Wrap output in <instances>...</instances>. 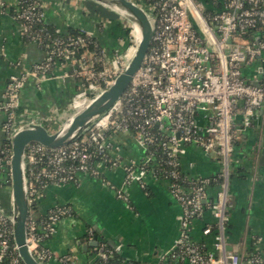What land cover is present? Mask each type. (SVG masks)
I'll return each instance as SVG.
<instances>
[{"label": "built area", "instance_id": "2783aa9c", "mask_svg": "<svg viewBox=\"0 0 264 264\" xmlns=\"http://www.w3.org/2000/svg\"><path fill=\"white\" fill-rule=\"evenodd\" d=\"M131 1L143 2L137 4L150 16L153 36L142 64L119 101L80 138L56 148H47L36 142L27 144L25 148L28 249L40 264H46L51 254L43 242L54 234L56 224L68 213L67 208L54 206L40 217L35 215L37 202L46 188L77 183L83 174L98 176L106 161H114L113 166H116L118 161L109 154L112 145L107 133L114 130L132 132L145 152L151 140L150 129L155 127L165 135V140L160 143L165 157L157 159L145 153V158L139 162L140 171H149L157 178L166 179L172 197L182 209L179 235L166 255L178 248L180 264H240L239 255L226 249L225 245L230 207L228 165L235 140L233 118L238 110V101H242L245 123H249L255 110L264 105V81L254 84L256 80H247L242 73L243 64L264 53V0ZM1 5L3 0H0ZM15 18L22 35L46 48L41 62L20 75L8 77L0 103V112L5 115L2 128L8 139L22 127L16 122L18 100L28 76L38 80L57 77L52 73L55 64L69 65L68 62L75 58L70 65L71 71L79 77L81 86L74 102L88 100V95L94 96L112 84L136 47L130 29L126 51L105 66L103 51L89 48L90 35L84 31L80 30L83 34L78 35L67 34L64 38L45 33L50 43L31 34L32 27L44 21L40 0H17ZM55 31L61 33L58 29ZM62 76H67V73L63 72ZM200 110L210 114L209 123L202 130L196 120V113ZM188 145L212 153L222 163L220 186L214 201L209 202L214 225L202 230L204 235L213 233L215 254L206 251L202 244L191 241L190 237L192 221L208 207L205 203L206 187L211 179L197 177L198 181L188 188L176 182L179 155ZM2 163L9 166V158H0ZM134 165L135 162H130L125 167L127 180L133 179ZM156 165L164 166L160 177L151 169ZM116 195L126 200L122 191L116 190ZM11 238L12 215L0 207V264H23L18 253L13 255L11 252ZM101 249L98 259L102 264H118L108 262L112 250ZM7 257L8 261L4 262ZM249 264H264V253L254 251Z\"/></svg>", "mask_w": 264, "mask_h": 264}, {"label": "crops", "instance_id": "0c3cea01", "mask_svg": "<svg viewBox=\"0 0 264 264\" xmlns=\"http://www.w3.org/2000/svg\"><path fill=\"white\" fill-rule=\"evenodd\" d=\"M40 2L46 24L62 33L75 29L93 37L104 53L105 66L129 46L127 20L95 1ZM16 3L17 0H3L0 6V103L8 77L30 70L45 57L39 44L25 40L21 34L15 18ZM74 59L68 62L69 65L55 64L52 73L57 77L38 80L28 76L25 79L19 92L17 125L42 124L49 132L60 128L71 113L81 86L79 77L71 71ZM260 68L262 72H259ZM63 72L67 76H62ZM242 73L247 80L263 82L264 53L243 64ZM209 116L208 111L196 113L200 130L208 125ZM4 117L0 112V154L6 140L2 128ZM233 128L235 140L228 165L230 207L225 245L226 249L239 255L240 264H249L254 251L264 253V105L255 110L249 123H245L242 101H238ZM107 139L112 145L110 157L118 161L116 166L101 167L98 176L83 174L77 183L50 186L37 202V217L54 206L65 205L71 211L56 224L54 234L43 242L51 254L46 264H95L100 248H109L116 254L108 240L121 249L123 257L116 255L125 264H163L166 253L179 235L181 206L172 197L166 179L157 178L149 171H140L139 162L145 158V152L134 134L114 130L107 133ZM130 162H135L133 179L127 180L125 167ZM179 164L189 177L211 179L206 187L205 203L208 207L192 221L190 237L191 241L202 244L206 251L215 254L213 233L204 235L202 230L214 225L209 202L214 201L219 189L222 163L212 153L188 145L179 155ZM116 190L122 191L126 200L117 197ZM0 207L11 214V181L9 166L5 163L0 164ZM93 236H96L97 246L90 244Z\"/></svg>", "mask_w": 264, "mask_h": 264}, {"label": "water", "instance_id": "95a60500", "mask_svg": "<svg viewBox=\"0 0 264 264\" xmlns=\"http://www.w3.org/2000/svg\"><path fill=\"white\" fill-rule=\"evenodd\" d=\"M116 12L131 23L132 28L140 30V38L136 49L127 65L114 78L106 89L97 92L89 100L88 105L79 113L71 111L68 118L55 132H49L42 124H26L13 134L10 139L9 177L12 198V236L17 253L23 264H40L30 253L26 242V220L29 213L28 194L24 176V152L27 144L39 143L47 148L66 145L84 135L92 124L119 101L128 87L132 76L142 64L153 36V24L150 16L137 3L131 0H92ZM259 72H262L260 68ZM260 81H255L258 84ZM75 114V115H74ZM116 254L123 257L120 248L107 241ZM90 244L97 246L96 236ZM102 249H99V253ZM127 260V258H125Z\"/></svg>", "mask_w": 264, "mask_h": 264}, {"label": "trees", "instance_id": "16d2710c", "mask_svg": "<svg viewBox=\"0 0 264 264\" xmlns=\"http://www.w3.org/2000/svg\"><path fill=\"white\" fill-rule=\"evenodd\" d=\"M138 4H142L143 2H140V1H136ZM113 15V14H112ZM56 28H54L53 26H50L48 24H46L44 21L43 22H39L37 24H35L33 27H32V30H31V34H35L37 35V37H40L42 38V41L44 42H48L50 43V40L47 41L46 39V34L45 33H49L50 35H52L53 37H66L67 34L69 35H78L80 33H82L80 30H75V29H70L69 32L67 33H57L55 31ZM128 35L130 33V28H128ZM83 34V33H82ZM24 39L25 40H29L28 36L27 35H23ZM44 38V40H43ZM89 42H90V45H89V48L90 49H96V50H99V47L98 45H94L96 44L95 43V40L93 37H89ZM42 49H45L46 46H41ZM150 134H151V140L150 142L148 143L146 149H145V153L148 154V155H154L157 159L159 158H163L165 157V150H163L161 148V141L165 140V135L164 133L162 132H159L158 129H156L155 127H151L150 129ZM10 150H11V144H10V139L6 138L5 142H4V146H3V149H2V152L0 154V158H2L3 160L4 159H8L10 157ZM109 158V156L107 157ZM113 163L114 161H106L105 164L101 167H107V168H111L113 167ZM152 170L155 171V175L160 177L162 176V170L164 169V166L160 167V166H152L151 167ZM179 177L178 179L176 180L177 183H179L180 185H182L183 187L185 188H188L190 187L192 184L196 183L198 181V179L196 178H193V177H189L187 176L182 170L181 168H179V173H178ZM221 180V178H220ZM187 191V190H185ZM62 208H67L65 205L62 206ZM71 214V211L70 209H68V213L66 215H70ZM10 242H11V252L13 255H15L17 253V250L14 249V241H13V238L10 239ZM189 242V241H188ZM202 250H204L202 248ZM166 258V257H165ZM8 257L5 258L4 262H7L8 261ZM108 262L111 263V262H115V263H118V264H125L124 260H122L120 257H118L114 252L111 256L108 257ZM97 263L98 264H102V261L100 262V259L97 260ZM163 264H180V260H179V250L178 248H175L173 250V252H171L166 259H164L162 261ZM127 264H140L139 262H129Z\"/></svg>", "mask_w": 264, "mask_h": 264}, {"label": "bare ground", "instance_id": "6f19581e", "mask_svg": "<svg viewBox=\"0 0 264 264\" xmlns=\"http://www.w3.org/2000/svg\"><path fill=\"white\" fill-rule=\"evenodd\" d=\"M132 35H133V38H134L135 43L137 44L138 41H139V38H140V30L137 27H133L132 28ZM135 49H136V47H135ZM135 49L131 51L132 55L134 54ZM88 103H89V100H77V101H75L74 104H73V106L75 107V112L74 113H79L80 109L83 108V107H85L86 105H88ZM71 118H72V116H70L67 119V122L70 121Z\"/></svg>", "mask_w": 264, "mask_h": 264}, {"label": "rangeland", "instance_id": "374dc122", "mask_svg": "<svg viewBox=\"0 0 264 264\" xmlns=\"http://www.w3.org/2000/svg\"><path fill=\"white\" fill-rule=\"evenodd\" d=\"M127 23H128V25H129V27H130V29H131V31H132V26H131V23L127 20ZM131 34L129 33V36H130ZM95 94V93H94ZM93 97V95H88L87 96V99H91ZM71 111H74V107H72V109H71Z\"/></svg>", "mask_w": 264, "mask_h": 264}]
</instances>
